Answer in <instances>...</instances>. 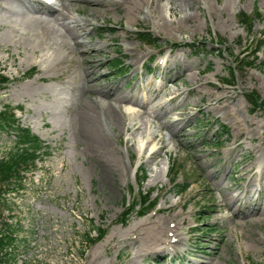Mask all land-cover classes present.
Wrapping results in <instances>:
<instances>
[{"label":"rangeland","instance_id":"1","mask_svg":"<svg viewBox=\"0 0 264 264\" xmlns=\"http://www.w3.org/2000/svg\"><path fill=\"white\" fill-rule=\"evenodd\" d=\"M69 2L63 1L66 17L81 21L91 12L84 0L72 8ZM144 2L145 12L132 21L124 8L98 11L88 37L67 21L86 45L79 48L61 44L68 26L47 13L37 14L51 21L47 44L28 33L22 22L42 6L36 1L0 2V70L13 81L0 89V110L22 107L21 125L50 147L26 174L24 188L0 205V225L18 231L16 264H264V213L253 215L264 209V193L258 201L254 192L264 188V111L253 110L246 97L256 92L264 99V48L255 66L236 70L233 80L230 74L236 57L252 53L239 14L261 13L253 26L259 36L264 0ZM140 29L149 30L159 46L140 42ZM118 61L122 71L113 70ZM88 64L95 74L88 76ZM31 71L34 77L26 78ZM85 78L92 91L112 89L147 101L145 109L159 122L138 116L141 130L133 132L131 113L142 108L125 102L124 120L117 112L124 123L107 128L111 156L95 154L79 137L82 110L99 95L86 90ZM227 79L232 85L223 84ZM164 85L163 95L151 101ZM175 90L183 95L171 101ZM14 139L0 134V157ZM153 152L159 154L151 159ZM176 171L175 183L188 185L183 193L169 182ZM148 191L146 206L158 200L157 208L140 217L139 203L121 223L127 207L144 202ZM236 197H250L248 205L234 207L237 216L227 205ZM92 224L108 232L82 254V237ZM173 231L181 242L168 244Z\"/></svg>","mask_w":264,"mask_h":264},{"label":"bare ground","instance_id":"2","mask_svg":"<svg viewBox=\"0 0 264 264\" xmlns=\"http://www.w3.org/2000/svg\"><path fill=\"white\" fill-rule=\"evenodd\" d=\"M1 1L3 2L4 0H0V2ZM34 1H36L37 3L41 2L43 7H39L38 9H36L33 16L26 15L24 17L22 23L26 24L28 33H32V35L34 34L33 37L35 36L36 39L42 38L41 39L42 41L40 40L41 43L42 42L46 43L45 40L47 37H49L48 35H49V28H50L51 21H50V19L43 18L42 16H37V14L47 13L48 15L53 17V19H56V21L57 20L61 21L63 24H65L69 27V28L67 27V31L65 32L64 35L59 36L60 37L59 40H60L61 44H63L64 46L73 45L75 48H79L80 46L83 47L86 45H82L84 43H81L78 41V39H79L78 37L80 34L77 33L76 31L72 30L70 28V26L66 23L67 21L70 20V23H74L75 26L78 27L84 33L83 35H86L88 37L89 33H86V30H87L86 28H87V26H89L91 24L92 21L98 20V15H97L98 11H104V13H105L110 8H116V7L124 8V10L127 12L129 20H130V18H134V19L137 18V15L140 12L144 11L143 10L144 0H84V1L88 2V5L91 4V12H89L86 15L85 19H82L81 21H77V20H74L75 18L66 17L65 14L61 13L63 8H65V4L63 5L64 0L63 1L60 0L59 3L62 2V4H59V7H53L52 9L51 8H45V6H47L46 4H48L45 1H41V0H34ZM69 1L70 2L68 4V7L72 8L74 5L73 2L76 3L75 5H79L80 0H69ZM53 4L58 6V3H53ZM149 8L151 10H154L155 9L154 3L151 2L149 5ZM161 9H163V8H161ZM76 12H79L78 8H77ZM56 14H58V15H56ZM145 20H146V18H145ZM130 21H132V20H130ZM167 24L168 23L165 21L163 23V26H165ZM38 44L39 43H37L36 45H38ZM41 46H43V43ZM95 48H97V47L89 46L88 50L95 49ZM139 57H140L139 55L134 56V60L138 62ZM86 60H85V62H86ZM86 64H87V62H86ZM91 69H92V71H90ZM88 70H89L88 76H90L91 74H95L97 68H94L93 66L88 64ZM184 74H185V72L183 73V75ZM96 84H95V86H96ZM84 86H85L87 91L91 90V88H93V85H90L89 80L87 78H85V80H84ZM199 87H200V85H199ZM164 89H166L165 85L162 88L155 89V93H151V95H150L151 101L152 100L154 101L156 98H159L161 95H163ZM93 92H95V94H99V95L96 98H94L95 100L89 99L88 105L84 106V109L82 110V115L80 117V131H79L80 136L79 137L87 145L88 149L90 151L94 152L95 154H97V153L103 154L104 152H106L108 155L111 156V153H112L111 139L109 138L107 128H110L111 130H113L115 125H118L121 123L120 122L121 119H119L117 112L121 114L120 116L124 120L125 115L122 112V105L125 102L130 103L134 107L140 106L142 108V112L136 113L133 111V113H131V116L133 117L132 122H131V127L133 129V132H138L141 130V127L139 125H137V123H135L138 116H141V117L145 116L148 121H150V118L153 117L159 122V118H158L159 115H157L155 112H152V111L145 109V107L147 105V101L142 102V101H138V100H133V99L128 98L127 96H124V95H120V94L117 95V93L114 92L112 89H109V90L108 89H98V90L95 89V91H92V93ZM112 92H114V93H112ZM199 92L200 91L198 90V93ZM181 95H183L182 92L175 90V92L171 94L170 99L172 101ZM107 98H109L110 100H107ZM220 101H221V99H220ZM123 123L124 122L122 121L121 125ZM169 124H171V126L173 127L175 123L174 122H172V123L168 122V125ZM77 128H78V126H77ZM124 130H126V127L124 128ZM133 138L134 137H130V139H128V142L129 141L133 142ZM152 138H153V136H152ZM137 139H139V138H137ZM144 144H145L144 140L140 141V144H139L140 151L142 150ZM132 146H135V142L132 143ZM150 148L152 149V147H150ZM158 154L159 153L153 152L151 154L152 155L151 159H153ZM259 154H260V156H264V152H259ZM155 180H157V179H155ZM254 192H256V194L259 195L258 199H257L259 201V199L261 198V195L264 193L263 188L260 190L254 191ZM251 193H253V191H251V192L248 191V194H251ZM246 198H247V200H245ZM246 198L241 199L240 197H236L230 201H227V205L231 207V210L235 213L236 216L239 214L240 211L236 212L234 207L239 202H241V204L248 205L249 201H250V197H246ZM214 211H218V210H214ZM263 213H264V209H262V207H261L253 215L263 214ZM174 234H175V231L172 232V234H171L172 237L169 240L168 244H176V243L181 242V237L179 235H174Z\"/></svg>","mask_w":264,"mask_h":264},{"label":"trees","instance_id":"3","mask_svg":"<svg viewBox=\"0 0 264 264\" xmlns=\"http://www.w3.org/2000/svg\"><path fill=\"white\" fill-rule=\"evenodd\" d=\"M253 20L249 16L242 13L239 21L246 25L249 31H252ZM138 36L142 42L148 45H154L157 40L153 38L151 33L147 31L138 32ZM259 47L264 46V40L258 42ZM248 61V62H247ZM119 63V62H118ZM253 61L249 62L248 59L236 58L234 67L231 68L230 74L232 80L234 79L236 70H243L253 65ZM117 70L121 69V65H117ZM33 77V74H29L27 78ZM10 80L0 73V88L8 84ZM228 85H232L231 80H226ZM247 100L253 110L264 111V99H262L256 92H252L246 95ZM22 109V107H20ZM223 130H226L224 127ZM227 132V130H226ZM0 134L9 136L12 134L15 139L13 141V147L7 151L2 157H0V204L5 205L6 196L14 191H19L24 187V180L27 173L34 171L38 167V162L47 154L50 147L29 129L23 128L16 118L14 109L7 105L3 110H0ZM178 171H176V174ZM184 192L188 187H182L176 185ZM188 186V185H186ZM149 196L144 197L143 200L139 199L135 203L131 204L124 212L121 222L125 223L129 219V216L134 213L135 208L141 203L140 216L145 215L152 209V205L146 206V201H149ZM108 230L103 229L101 226L90 225L85 232L82 240L84 242L82 254L86 251V247L96 244L98 241L106 237ZM94 234L97 236L94 237ZM18 240V231L10 223L4 222L0 225V264H16V257L14 253L15 246Z\"/></svg>","mask_w":264,"mask_h":264}]
</instances>
